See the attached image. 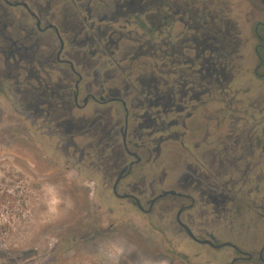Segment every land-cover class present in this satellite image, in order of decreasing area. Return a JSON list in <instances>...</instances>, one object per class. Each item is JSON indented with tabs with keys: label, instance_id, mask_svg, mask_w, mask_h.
I'll use <instances>...</instances> for the list:
<instances>
[{
	"label": "flooded vegetation",
	"instance_id": "af4514ba",
	"mask_svg": "<svg viewBox=\"0 0 264 264\" xmlns=\"http://www.w3.org/2000/svg\"><path fill=\"white\" fill-rule=\"evenodd\" d=\"M68 3L59 14L55 0H0V136L54 152L56 166L89 178L92 195L101 188L169 241L228 248L227 264H264V45L245 56L196 48L189 75L137 86L112 51L106 62L82 48L85 19L68 24ZM244 60L241 82L224 72Z\"/></svg>",
	"mask_w": 264,
	"mask_h": 264
},
{
	"label": "rangeland",
	"instance_id": "374dc122",
	"mask_svg": "<svg viewBox=\"0 0 264 264\" xmlns=\"http://www.w3.org/2000/svg\"><path fill=\"white\" fill-rule=\"evenodd\" d=\"M55 1L59 14L71 6L70 0ZM120 2L75 0L68 24L72 19L77 27L85 19L75 39L87 33L82 48L104 51L106 62L112 51L123 69L122 79L137 86L139 80L173 81L180 79L179 74L189 75L187 65L194 64L190 59L197 49L207 54L218 48L245 56L257 43L264 45L254 31L257 26L264 36V0H145L147 14L132 15L123 13ZM137 17L139 22L148 21L145 27ZM66 26L63 34L70 38ZM251 64L224 63V72L241 82L238 75L250 73ZM196 67L205 73L204 65ZM218 77V91L226 92L229 83ZM7 140L0 136L1 264H227L230 249L169 241L161 228L103 200L101 188L92 195L89 178L56 166L54 152L28 146V139ZM110 209L112 214L106 213Z\"/></svg>",
	"mask_w": 264,
	"mask_h": 264
},
{
	"label": "trees",
	"instance_id": "16d2710c",
	"mask_svg": "<svg viewBox=\"0 0 264 264\" xmlns=\"http://www.w3.org/2000/svg\"><path fill=\"white\" fill-rule=\"evenodd\" d=\"M121 5L120 7L122 8L123 10V13L126 15H132V14H140L142 12H145V14H147V8H149V6L146 4L145 0H136V4L134 3V0H121ZM143 8H145L144 11H141ZM138 17H137V21H138ZM148 21H145V20H140V22L138 21L139 25L141 27H145V25L147 24ZM142 41L144 42L145 39H143L142 36L139 37ZM0 235H1V232H0ZM2 252L0 251V256H4ZM1 264V263H0Z\"/></svg>",
	"mask_w": 264,
	"mask_h": 264
},
{
	"label": "water",
	"instance_id": "95a60500",
	"mask_svg": "<svg viewBox=\"0 0 264 264\" xmlns=\"http://www.w3.org/2000/svg\"><path fill=\"white\" fill-rule=\"evenodd\" d=\"M220 246H222V245H216V247H220Z\"/></svg>",
	"mask_w": 264,
	"mask_h": 264
}]
</instances>
